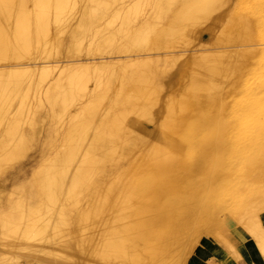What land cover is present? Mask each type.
Returning <instances> with one entry per match:
<instances>
[{"label":"bare ground","instance_id":"bare-ground-1","mask_svg":"<svg viewBox=\"0 0 264 264\" xmlns=\"http://www.w3.org/2000/svg\"><path fill=\"white\" fill-rule=\"evenodd\" d=\"M263 224L264 0H0V264H191Z\"/></svg>","mask_w":264,"mask_h":264},{"label":"crops","instance_id":"crops-1","mask_svg":"<svg viewBox=\"0 0 264 264\" xmlns=\"http://www.w3.org/2000/svg\"><path fill=\"white\" fill-rule=\"evenodd\" d=\"M227 242L235 243V255ZM259 243L264 245V224L258 233H249L242 228L231 229L221 239H203L191 264H264V250L259 248ZM218 256H224L225 260Z\"/></svg>","mask_w":264,"mask_h":264},{"label":"rangeland","instance_id":"rangeland-1","mask_svg":"<svg viewBox=\"0 0 264 264\" xmlns=\"http://www.w3.org/2000/svg\"><path fill=\"white\" fill-rule=\"evenodd\" d=\"M209 22H212L213 23V26H215V32H214V36L219 32V30H220V28H221V26L223 25V18H219V17H217V15H216V13H214V12H210L208 15H207V17H206V19H205V22L198 28V32H200L202 29H203V27L207 24V23H209ZM191 38V37H190ZM190 38H188V40H190ZM66 44V40L64 39L63 40V42L61 43V45L60 46H62V45H65ZM195 45H189L188 46V48L190 47H192V48H197V47H194ZM60 56V57H59ZM62 58V55H60V54H56V57L55 58ZM31 156L32 155H30L29 156V158L28 159H26V160H24L23 161V163L25 164V168H28L30 165H31V162H32V158H31ZM231 230V229H230ZM230 230H228V231H226L223 235H225L227 232H229ZM223 235H221V236H219V237H216V236H211V235H209V236H204L202 239H201V241L203 240V239H207V238H209V239H221L222 238V236ZM200 241V242H201Z\"/></svg>","mask_w":264,"mask_h":264}]
</instances>
